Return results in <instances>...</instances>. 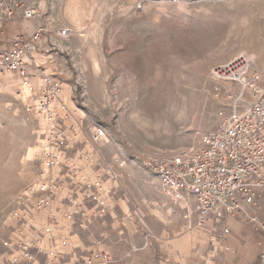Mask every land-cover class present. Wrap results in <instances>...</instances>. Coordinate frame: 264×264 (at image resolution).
Returning a JSON list of instances; mask_svg holds the SVG:
<instances>
[{"label":"rangeland","instance_id":"374dc122","mask_svg":"<svg viewBox=\"0 0 264 264\" xmlns=\"http://www.w3.org/2000/svg\"><path fill=\"white\" fill-rule=\"evenodd\" d=\"M36 1L42 6L40 21L50 29L46 44L53 47L46 70L62 81V99L84 125L106 129L100 149L108 161H126L121 171L124 186L110 184L106 195L119 200L126 192L129 197L125 210L120 208L124 233L117 232L112 218L101 223L96 230L101 234L99 249L124 264H181L204 256L212 246L209 232L195 225L196 219L188 228L190 213L196 218L195 202L189 210L184 201L171 203L142 158L197 148L202 135L215 130L220 109L231 107L226 88L233 86L237 92L239 86L218 80L212 69L239 55L255 62L253 52L264 48V0H144L141 7L136 0H97L89 22L77 26L58 25L64 23L63 0ZM60 27L72 30L68 38L56 37L54 30ZM29 68L27 81L15 72L0 76V264H14L15 248L3 242L11 238L17 194L39 177L40 143L49 123L44 115L26 109L43 88L40 69L32 64ZM54 122L67 125L59 116ZM75 145V161L81 166L73 178L93 180L99 166L82 161L88 148L80 138ZM61 173L54 170L53 175ZM64 179L67 196L58 193L61 205L71 190L65 172ZM60 209L58 205L56 216L46 219L53 226V238H68L85 249L72 242L75 232L69 228L79 230L82 239L86 227L67 220ZM35 236L27 234L25 239ZM60 260L75 264L69 255ZM21 264L56 263L39 254Z\"/></svg>","mask_w":264,"mask_h":264},{"label":"built area","instance_id":"2783aa9c","mask_svg":"<svg viewBox=\"0 0 264 264\" xmlns=\"http://www.w3.org/2000/svg\"><path fill=\"white\" fill-rule=\"evenodd\" d=\"M136 2L141 7L144 0ZM19 13L33 22L30 37L24 38L25 31L20 30L8 46H3L5 25ZM39 14L35 0H0V76L15 72L27 81L29 65L39 68L42 92L26 109L44 115L49 121L40 143L39 177L17 194V206L11 211L18 221L17 233L20 235L25 234L27 225L32 227L34 213L52 209L57 185L62 183L64 172L71 177V190L65 202L66 219L80 220L83 225L88 217L87 206L93 208L89 213L91 220L103 218L111 210L105 193L110 184L123 185L121 171L126 165L124 159L108 161L105 158L100 143L107 136L106 129L97 124L84 125L74 117L61 97L62 81L34 58L35 51L45 54L48 59L53 53L51 46L39 48L45 32L44 27L36 23ZM71 33L68 27L54 31L59 38H68ZM212 74L218 80H232L239 86L237 92L233 86L226 88L227 97L232 100L231 107L220 109L215 130L202 135L201 145L197 148L184 149L171 156L147 153L142 158L143 167L159 179L171 203L178 205L185 201V192L193 196L197 226H206L210 218L224 221L250 205L264 207V72L256 67L252 58L239 55L215 66ZM248 95L252 100H248ZM58 116L67 125L55 124ZM77 138L88 148L82 161L100 168L93 180L73 178L81 166L75 161ZM54 170L62 173L56 178ZM124 197L129 200L126 192ZM124 229L125 221L120 220L117 232L123 234ZM224 232L229 233V227L225 226ZM53 235V226L48 223L32 239L24 238L16 243L9 239L3 244L15 248L16 254L11 255L14 264L33 262L39 254L49 256L56 264L61 263L62 255H69L75 264H124L120 258L99 249L98 241L91 233L85 249L71 245L68 238L56 240ZM257 264H264L263 254Z\"/></svg>","mask_w":264,"mask_h":264},{"label":"crops","instance_id":"0c3cea01","mask_svg":"<svg viewBox=\"0 0 264 264\" xmlns=\"http://www.w3.org/2000/svg\"><path fill=\"white\" fill-rule=\"evenodd\" d=\"M96 2L97 0H63L62 13L64 23L57 24L60 26H63L64 24L70 26H77L88 23L91 19L92 14L94 13ZM36 3L39 5L40 9V14L36 20V23L42 25L45 29L44 38L42 39V41L39 42V48L42 49L47 48L49 46L46 44V39L48 38L46 32H49L50 29L46 26V24H43L40 21L42 6L41 3H38L37 1ZM32 29L33 22L24 18L21 13H19L13 20H10L6 23L4 28L5 37L1 43L3 46H8L12 39H14L17 34L20 33V30L25 31L24 38L27 39L30 37ZM262 33V42L264 43V28ZM55 44L57 45V43ZM259 50L260 51L253 52L255 56V65L259 64V66L261 67H258V65H256V67L259 69L261 68V70L264 71V61H262V53L264 54V48L260 47ZM33 56L37 59L38 62H40L38 60V57L43 59L40 63L43 64L45 69H48V58L45 54L35 51L33 52ZM65 184L66 180L63 178L62 183H60L61 188L58 189L57 196L55 198L52 209L49 212L42 211L34 213L32 227L27 225L25 234L20 235L17 233L18 221L16 219L12 220V232L10 240L16 243L24 239L27 234H34L37 231L41 230L43 228V225L48 223L46 222L47 218V221H49V219H51L54 215L56 216V208H58V205L61 206L59 212H62L65 215L66 205L65 203L64 205H61L59 201L61 196H59L58 194H64L63 198L67 196L65 195ZM112 187L113 186H111V188ZM106 195L107 192L105 193V196ZM106 198L111 205V210L109 211V213H107V215L98 220H91L89 218V213L92 212L93 208L91 206H87L85 209L88 214L87 219H85L87 222L85 221L83 225H81L80 220L77 222L78 226L86 227V237H82V239H79V230L72 231L73 227L69 228L70 232H75V235L71 236V239L73 240L72 242H74L76 246H88V234L90 233L93 234L96 239L97 237L100 238L101 234L96 230L98 227H100L101 223L102 225L106 224L108 219H113V227L116 228V230L118 228L120 220L125 219V217H123V215H121L120 213V208L124 211L125 204L126 202H129V200L125 197L122 199L120 198L119 200L110 196H106ZM193 201V196L185 192V201L183 207H187L189 210ZM262 202H264V197L262 198ZM89 209L91 210L89 211ZM192 214L193 213H190V215L187 217L189 219L188 228L192 227L193 222L196 219L195 216L192 217ZM263 224L264 207L258 208L255 205L245 207L243 210L237 213L236 216L227 217L224 221H216L214 218H210L208 224L206 226H203L210 234V240L212 242L210 250L204 256H197L192 259H188L187 261L184 260L181 264H257L259 262L260 256L262 254L264 255V228L262 227ZM225 226L229 227V233L224 232ZM66 229H68V227H66ZM74 238H76V241ZM69 242L71 241L69 240ZM99 242L100 241H98V248ZM70 244L73 245V243Z\"/></svg>","mask_w":264,"mask_h":264}]
</instances>
